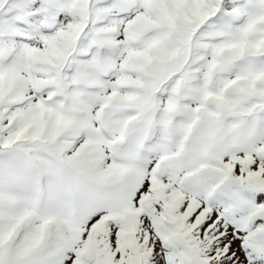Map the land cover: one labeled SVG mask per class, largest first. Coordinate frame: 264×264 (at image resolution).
<instances>
[{"label":"snow or ice","instance_id":"1","mask_svg":"<svg viewBox=\"0 0 264 264\" xmlns=\"http://www.w3.org/2000/svg\"><path fill=\"white\" fill-rule=\"evenodd\" d=\"M0 264H264V0H0Z\"/></svg>","mask_w":264,"mask_h":264}]
</instances>
